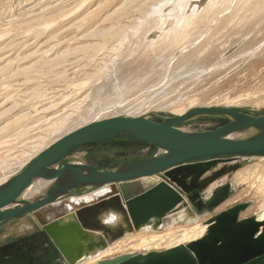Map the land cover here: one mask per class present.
<instances>
[{"label": "rangeland", "instance_id": "374dc122", "mask_svg": "<svg viewBox=\"0 0 264 264\" xmlns=\"http://www.w3.org/2000/svg\"><path fill=\"white\" fill-rule=\"evenodd\" d=\"M17 1L19 0H14V1L0 0V9H1L0 11H1V15L3 14L2 16L0 15V18L2 17L0 19V26H2L1 27L2 29H8L6 33H3L2 30H0V101H4V99L7 100L10 97H12L13 102L9 103L7 108H10L12 105L14 106L15 103L14 106L15 110H13V112L11 113L4 115L0 120V128L1 127L3 128L4 126L7 127L6 130H4L6 131V133L3 132L4 134H0V141L1 142L8 140L11 141L13 139L12 142H10V144H6L8 147L6 145L5 146L0 145V168L5 166L7 161H14V158L18 156L21 153L20 151H22L24 148L35 146L36 144H30L31 141L33 142L39 138L44 137L43 134L41 133H45L50 128L51 126L49 124V120L51 119L50 117H53L54 114H55L54 116L62 114V112L56 113L59 111L60 106L59 107L56 106L54 110L56 108L58 109H56L55 111L51 109L48 114L39 113L42 111L40 110L41 106L43 109H45L51 107L52 105H56L60 103L61 100L59 98L60 95H62L61 91H64L66 89V91L70 90L69 92L71 93L75 89H78L79 86H82L84 83H89L92 80L93 81L91 83L87 84L88 87H86V92H85L86 94H88L89 91L93 92L90 93L92 98L89 96V99L87 100L86 105H84L83 108H86L87 106L89 108L93 105L92 103H94L95 105L94 107L92 106L93 107L92 109L99 110L100 111L99 113H101L98 115V119L99 117L104 118L111 116L137 117V116L145 115V113L157 114L160 116H179L183 111L187 112L190 109L205 107L206 105L209 104L218 107H225V105H231L230 108H234L236 110L250 113L256 116H264V57H263L264 56V0H176V1L149 0L146 1V3L144 4L143 6L144 8H142L143 10L141 11V13L135 12L137 10L134 8H137V6L133 5V0H121V2L123 1L122 5L121 4L117 5L120 2V0L117 1L114 0L113 3L115 4L114 5L115 7L113 5H112L113 7L108 6L109 8L107 7L102 11V15L100 14L95 18H92V20L90 19L86 23L87 25L82 24L81 20L83 17L77 19L78 15L84 16L81 14L73 16L74 19L72 17L69 20H65L64 18H58V20L53 24L54 26H52L50 30H46L45 34L42 35H40L39 33L36 35L37 32L35 30L36 27L31 26L34 23L31 21L37 19L38 17L37 15H40L39 18L45 17V14H42L43 10L37 9L34 12L27 13L26 12L27 9L29 10V8H32L35 5L34 4L35 1L36 3L41 2L42 4L40 3V6H43L44 4L48 6L50 5L49 6L50 10H48L46 13L47 18L51 16L55 17L56 15H57L56 17H58L61 15L60 13H62L63 10H67V9L69 10L72 7H74L73 3L76 0H42V1L34 0L33 4L30 5V7L29 6L22 7L23 9L19 8V10L18 9L15 10L14 13L7 14L8 13L6 10L7 9L6 6H8L7 4L10 2L12 3L14 2L17 6ZM126 2L127 4H125ZM175 5L176 7L177 6L179 7V11H181L182 14H185V17H187L188 15L187 19H190L192 21L197 20L198 22L200 21L199 18H201L204 20L203 21L204 24L201 27L202 29L201 32L199 31L196 34H192L191 35L192 39L190 38L189 40L183 42L182 44L183 48L182 47L180 48L179 45L177 48L174 49L175 53L172 54V50L168 51L167 49L160 50V48H156V46H158L157 44L161 43V39H162L161 37L162 35L160 34V31L158 29L153 30L146 37L143 32L144 30H147L148 28L147 23L149 20H154L155 25H158L160 23L159 20L163 15L162 13H164V18L167 19V25L168 23L169 25L172 24L174 25V26L173 25L169 26L170 28L172 27L171 29H174L179 24L182 25L184 21L181 22L178 18L172 19L173 18L172 16H168L169 10L171 9H173L172 11L176 10ZM169 6H172L173 8ZM39 7L37 6V8ZM57 9H60V11L58 10L57 12ZM120 9L122 10L120 11ZM115 10H118L119 13L115 14L108 21L110 15H112V13H114ZM195 13L197 16H195ZM128 14L130 17L128 19H131L133 22L137 20L135 22L136 27H138L136 33H140L142 35L140 36V38L145 39V41L147 40L148 44L143 41L145 44V47H143L144 55L145 56L148 55L149 57V59H146V63H148V66L146 65L147 68L145 67V65L141 64L142 62L128 61L126 63V60L121 59V56H113L112 62L111 61L107 62L106 64L101 66L99 61H98L99 63L96 61L95 62L91 61L89 60L90 58H86L89 57L88 55L84 57L81 55V53H78L74 56L73 55L70 56V58L68 59L69 62L63 65L67 67L68 69L67 73L63 72L65 71L66 67L59 65L61 67L59 68V66L47 65V63L51 58L53 59L56 55H58V53H61L63 48L66 49L65 46L76 48V46L79 47L78 46L79 44H81L80 46H82L87 44L89 45V44L100 43L99 39L90 38L87 37V35L93 31H101L104 29L115 27L114 23L117 22V19H119V22L121 23L123 22L122 25L126 24V19L125 21L123 19L126 16H128ZM63 19L65 20V23ZM128 19H127L128 21L127 24L129 25L132 23L131 25H133L134 23ZM171 21H174L175 23H172ZM178 22L180 23L178 24ZM52 28L54 32L51 30ZM128 31L132 32V30L130 29ZM196 31L198 30L196 29ZM85 32L87 34H85ZM83 36H85L83 38L85 40L82 39L79 41V39L82 38ZM131 38L129 39L130 43L128 41L127 45L124 44L126 47H129V49H131L132 46L136 45L135 39H137V35H134L133 33ZM63 41L65 42L63 43ZM132 43L135 45H133ZM130 44H132V46ZM144 44L142 43L143 46ZM193 48L195 49V51H201V50L206 51V54L215 53V56H213V54L212 56H207V57L201 55L199 56V59L197 58L193 59L191 55L193 52H195ZM151 49H155V50H151ZM37 50H42V51L38 52L39 54L37 55L35 54V56L33 55L32 57H29ZM49 50L52 51L49 55H46V53H44L45 55L43 54V52ZM132 50L133 49L127 52L128 53L133 52ZM124 52H126V50ZM124 52H122L121 55H124ZM52 54H54V56ZM50 56L51 58H49ZM126 56L127 54H125L124 57ZM118 59L119 61L123 60L120 61L122 64L118 61ZM39 61L41 62V64ZM42 61L43 63L45 61L48 62H45L43 65ZM37 62L41 66L38 65ZM68 63H74L70 67L72 70L71 69L69 70L68 68L69 66L66 65ZM9 64L13 66H10ZM137 64L139 66H137ZM118 65L119 67L124 65V68L132 65L131 67H129L130 72H128V75H124L123 70H121V68H119ZM72 66H74V68ZM51 67L52 68L55 67V68L52 69ZM111 67L112 69H110ZM137 67L139 69H143L142 67L145 68L143 70H139ZM149 68H152L151 69L152 71L149 70ZM258 68L260 69V71ZM146 69L150 73H148ZM27 70H29V72ZM30 70L33 72L31 73ZM118 70L119 73H117ZM74 71H76V73H74ZM120 71L122 72L121 74ZM132 71H134L135 75L131 73ZM153 71L156 72L153 73ZM15 72L16 73L18 72V74L20 72L21 74L18 75ZM82 72L83 74H81ZM119 75L120 77H118ZM115 78L117 79V82L118 80L122 79V82L119 83L120 88L119 85L117 87L119 89L117 88L114 89L112 93L111 92L108 93L109 95L104 93H99L102 94V97L101 95H99L100 96L99 97L97 93H94L96 92L95 91L96 87H101L109 79L115 80ZM34 89L36 91L35 93H34ZM30 93L31 94L37 93L36 97L38 94H40L38 96H41L42 94L44 96L42 95L41 98L35 99L34 94L30 95ZM47 95L48 97H57L51 100L54 101L53 104L44 102L42 103L43 105L42 104L36 106L32 105L34 102L36 103L40 99L42 100ZM104 95L107 96L105 97ZM93 96L94 97L96 96L95 98L97 100L96 99L94 100ZM224 103L225 105H223ZM37 106L39 107L37 108ZM32 107H34V109ZM83 108L81 112H85V109L83 110ZM92 109L91 112L93 113ZM23 115L25 116L27 115V117L26 118L24 117L25 119L23 118L21 119V116ZM15 119H18V121H16ZM36 120L37 122H35V124H33L32 126L33 127L37 126L38 128H36V130L31 132L32 135H34L35 137L32 136L30 133L28 134V136L25 134L27 138L26 136H24V138L20 137L22 138L20 139L19 136H23V135L15 136L16 132L17 133L19 131L21 132L26 127V125H28V123H31L32 121H36ZM83 120L85 123L88 122L85 118ZM12 121L15 124L11 123ZM16 123L19 126L16 125ZM220 125H222V122H220L218 119L207 118V119H199L192 121L191 123H188L183 127L191 128L193 130L206 131V130L215 129ZM54 138L51 137L50 139L52 140ZM157 151H158L157 149L149 146H141L123 140H114V141L96 144L94 146L83 147L77 150L76 152H74L69 157L67 162H82L89 165L102 166L116 161H128V160H136V159L151 157L155 155ZM255 158L258 161L261 160L260 157L250 158L249 160L252 161ZM262 163L264 164V161H262ZM22 169L23 168H21L19 172ZM241 171L242 170L240 168L233 175H228L222 179L224 182H229L232 185L230 197L227 202H231L233 200V197L235 198L236 197L235 195L236 194L238 195L239 191H241V189L244 188V186L238 187L236 183L234 184L235 182L234 175H236L237 173L239 175V172ZM211 173L206 174L205 177L209 176ZM154 181L157 183L159 180L146 179L143 180L142 182L145 184V188L148 189L149 188L148 184H151ZM213 186H217V183L211 185L209 189ZM216 188L217 187H214L212 192L215 191ZM109 189L111 188L109 187ZM208 194L210 196L212 193H208ZM81 197H72L42 209L37 213L38 220L44 222H51L59 216H64L67 217V219L68 218L71 219V217L78 208L82 207L83 205L86 206L84 202L80 201ZM243 198L244 200L240 199L242 201L237 200L238 202L234 201L235 203L233 202V204L232 202L231 204L229 203L230 204L228 205L229 208L236 205H246L247 208L241 214L242 215L241 218L244 219L253 216L257 217V215L254 213L250 214L249 216H246L247 211H249L252 207L255 206V202L251 199H248V197H243ZM97 200L98 199H95V201ZM188 203L196 216L188 215V212L186 210H183L177 215L170 216L169 219H167V221L163 223L157 230H154L151 226H146L138 231L139 234L142 235L145 234V232L147 234V231L150 230L153 232L155 231V232L163 233L166 232L169 229V227L174 228L176 224L190 225L193 222L198 221L199 219H201L203 223L206 225V223L209 220H212L215 216H217L224 210H227L226 207L222 208L223 210L220 209L219 207L217 208L218 210L216 209L214 211L209 210L207 207L203 208L202 210H198L193 203L191 202ZM38 220L28 218L23 221H12L6 227V230L5 229L0 230V235L7 230L18 231V232H24L25 230L26 231L32 230L33 228H35L36 225H39V223L37 222ZM137 233L133 235L136 236ZM157 252H163V251H157ZM137 253L140 254V251ZM148 253L149 252H147L146 254ZM84 258L86 257H83L82 259ZM82 259L76 262V264H86V262L92 260V257L90 256V258H87L83 261ZM97 263L98 262H96V264ZM59 264H66V263L65 261H61V262L59 261Z\"/></svg>", "mask_w": 264, "mask_h": 264}, {"label": "water", "instance_id": "95a60500", "mask_svg": "<svg viewBox=\"0 0 264 264\" xmlns=\"http://www.w3.org/2000/svg\"><path fill=\"white\" fill-rule=\"evenodd\" d=\"M207 118L226 123L206 131L183 127ZM114 140L138 142L158 151L151 157L102 166L67 162L85 146ZM254 157H264V116L230 107L193 108L179 116L149 113L90 122L61 137L0 185V230H6L12 221L38 220L39 211L66 199L106 187L111 192L78 208L71 219L38 220L39 225L20 235L2 237L4 231L0 245L43 234L66 264H76L146 226L157 230L183 210L195 215L188 203L195 199L216 210L228 201L232 190L222 179ZM146 179L159 181L146 189L142 182ZM214 183L217 188L209 196ZM39 184L45 185L42 191L28 196ZM246 208L236 205L224 210L206 224L202 238L185 246L123 255L99 264H264V221L255 216L241 219ZM111 216L116 219L112 221ZM21 258V262L0 258V264H29L25 255Z\"/></svg>", "mask_w": 264, "mask_h": 264}, {"label": "bare ground", "instance_id": "6f19581e", "mask_svg": "<svg viewBox=\"0 0 264 264\" xmlns=\"http://www.w3.org/2000/svg\"><path fill=\"white\" fill-rule=\"evenodd\" d=\"M8 1V0H7ZM14 1V0H13ZM42 1V0H41ZM114 0H76L73 4L74 7H72L71 9H67V10H63L62 13H60L61 15L56 17H49L47 18V11L50 10L49 6L48 5H43V6H40V3L41 2H37L36 1L34 2V0H19L17 1V6L16 4L13 2H10L4 6L7 7V14H12L15 12V10H19V8H22V7H30V5L33 4L34 2V6L32 8H29V10L27 9V13L28 12H34L35 10H43L42 14H45V17H42V18H39L40 15H37V19L35 20H32L31 22H34L31 26H35L36 27V35L39 33L40 35L42 34H45L46 30H50V28L52 26H54L53 24L58 20V18H64L65 20H69L71 19L73 16H76L78 14H81V15H84V16H80L78 15L77 16V19L82 18V24H86L90 19L92 20V18H95L96 16L98 15H102V11L107 8L108 6H114L115 4L113 3ZM117 1V0H116ZM115 1V2H116ZM146 1H149V0H133V5H136L137 8H134L136 9L137 11L135 12H138V13H141V11L143 10L142 8H144V4L146 3ZM176 1V0H175ZM121 2V0H120ZM118 3L117 5H122V2L121 3ZM217 2V1H216ZM251 2V1H250ZM260 2V1H259ZM169 3V2H168ZM242 3V2H241ZM42 4V3H41ZM127 4V2L125 3ZM215 4V3H214ZM247 4V3H246ZM116 5V6H117ZM168 5V4H167ZM225 5V4H224ZM235 5V4H234ZM3 6V5H2ZM37 6L39 8H37ZM112 6V7H113ZM183 6V5H182ZM220 6V5H218ZM115 7V6H114ZM169 7H172V6H169ZM168 7V8H169ZM176 7V5H175ZM243 7V6H242ZM109 8V7H108ZM173 8V7H172ZM244 8V7H243ZM23 9V8H22ZM185 9V8H184ZM1 10V9H0ZM9 10V11H8ZM52 10V9H51ZM58 10L60 11V9H57V12ZM122 9H120L121 11ZM173 9L169 10L168 13L169 15L168 16H172L174 18H178L181 22L184 21V23L181 25L179 24L180 22H178V26L175 27L174 29H171L169 26H172V25H167V19L164 18V13H162V17L161 19L159 20L160 23L158 25H155V21L154 20H149L148 23H147V30H144V35L145 37L149 35V33H151L153 30L155 29H158L160 31V34L162 35V39H161V43L157 44L158 46H156V48H160V50H163V49H167L168 51L169 50H172V54L175 53L174 52V49L177 48L179 45H180V48L182 47V44L183 42L189 40L191 38V35L192 34H196L197 32H201V27L202 25L204 24V20L199 18L200 21L197 22L196 21H192L190 19H187V17H185V14H182L181 11H179V7L177 6L176 7V10L172 11ZM187 10V9H186ZM84 11V12H83ZM164 11V9H163ZM213 11V10H212ZM211 11V12H212ZM50 12V11H49ZM56 12V13H57ZM23 13V12H22ZM119 13L118 10H115L114 13H112V15H110L108 21L115 15ZM121 13V12H120ZM132 13V12H131ZM166 13V12H165ZM185 13V11H184ZM191 13V12H190ZM200 13V12H199ZM261 13V12H260ZM53 14V12H52ZM130 14V13H129ZM129 14L128 16H126L123 20L125 21L126 19V24H127V19L130 18L129 17ZM198 14V13H197ZM206 14V13H205ZM210 14V12H209ZM0 15H1V11H0ZM3 15V14H2ZM1 15V16H2ZM49 15V14H48ZM126 15V14H125ZM124 15V16H125ZM200 15V14H199ZM240 15V14H239ZM263 15V13H262ZM167 16V18H168ZM195 16L196 13H195ZM150 17V15H149ZM158 17V16H157ZM2 18V17H1ZM0 18V19H1ZM35 18V17H34ZM67 18V19H66ZM207 18V17H206ZM231 18V17H230ZM238 18V17H237ZM240 18V17H239ZM248 18V17H247ZM63 19V20H64ZM74 19V17H73ZM175 19V20H176ZM196 19V18H195ZM193 19V20H195ZM244 19V18H243ZM254 19V18H253ZM65 20H64V23H65ZM101 20V19H100ZM128 20H131V19H128ZM209 20V19H208ZM207 20V21H208ZM262 20V19H261ZM80 21V23H81ZM122 21V20H121ZM132 21V20H131ZM130 21V22H131ZM137 20H135L136 22ZM178 21V20H177ZM206 21V19H205ZM252 21V20H251ZM30 22V21H29ZM85 22V23H84ZM119 19H117V22H115V27L113 28H109V29H104V30H101V31H93V32H90L88 31V35L87 37H90V38H97L99 39V42L100 43H96V44H87V45H82L80 46L81 44H79L76 48H73V47H70V46H65L66 49L63 48L62 52L61 53H58V55H56L53 59L51 58V56L49 58H51L48 61H45V62H48L47 65H51V66H63L65 63L69 62V58L70 56H74L78 53H81L82 56H86L88 55L89 57H86V58H90L89 60L91 61H96V62H100L101 66L106 64L107 62H112V58L113 56H121V59H125L126 60V63L128 61H131V62H142L141 64L145 65V67L147 68L148 66V63H146V59H149L148 55L145 56L144 55V50H143V47H145V43H147V40L145 41V39L143 38H140V36H142L140 33H136V30H138V27H136V24L135 22H133L134 24L129 26L128 24V27L126 24L122 25L121 22H119ZM129 22V23H130ZM172 23H175L174 21H171ZM258 22V21H256ZM263 22V21H262ZM91 23V22H90ZM89 23V24H90ZM224 23V22H223ZM241 23V22H240ZM140 24H143V23H140ZM207 24V23H206ZM254 24V23H253ZM63 25V24H62ZM80 25V24H79ZM87 25V24H86ZM210 25V24H209ZM257 25V24H256ZM133 26V28H132ZM174 26V25H173ZM215 26V25H214ZM225 26V25H224ZM242 26V25H241ZM2 26H0V30H2L3 33H6L8 31V29H2L1 28ZM64 27V26H63ZM206 27V26H205ZM67 28V27H66ZM65 28V29H66ZM132 30V32L130 33L128 30ZM196 29L198 31H196ZM240 29V28H239ZM243 29V28H241ZM251 29V28H250ZM53 31V28L51 29ZM216 30V29H215ZM57 31V30H56ZM141 31V30H140ZM210 31V30H209ZM229 31V30H228ZM54 32V31H53ZM224 32V31H223ZM59 33V32H58ZM69 33V32H68ZM80 33V32H79ZM137 35V39L136 40V45L135 46H132V44H130L132 47L131 49H133L132 51L133 52H127V51H130L131 49H129V47H126L124 44L127 45V42L129 41L130 43V38L132 37V35ZM78 34V33H77ZM85 34H87L85 32ZM207 34V33H206ZM212 34V33H211ZM209 34V35H211ZM236 34V33H235ZM65 35V34H64ZM2 36V35H1ZM66 36V35H65ZM160 36V35H159ZM222 36V35H221ZM237 36V35H236ZM39 37V36H38ZM42 37V36H41ZM53 37V36H52ZM85 36H83L82 38L79 39L82 40ZM86 37V38H87ZM158 37V36H156ZM37 38V37H36ZM40 38V37H39ZM43 38V37H42ZM135 38V37H133ZM212 38V37H211ZM217 38V37H216ZM51 39V38H50ZM132 39V38H131ZM157 39V38H156ZM192 39V38H191ZM209 39V38H208ZM233 39V38H232ZM70 40V39H69ZM85 40V39H83ZM231 40V39H230ZM235 40V39H234ZM58 41V40H57ZM78 41V42H79ZM98 41V40H97ZM144 41V42H143ZM227 41V40H226ZM233 41V40H232ZM38 42V41H37ZM65 41H63L64 43ZM67 42V41H66ZM74 42V41H73ZM133 42V41H132ZM157 42V41H156ZM197 42V41H196ZM257 42V41H256ZM261 42V41H260ZM80 43V42H79ZM142 43L144 44V46L142 45ZM229 43V42H228ZM73 44V43H72ZM148 44V43H147ZM155 44V43H154ZM205 44V43H204ZM203 44V45H204ZM260 44V43H259ZM33 45V44H32ZM59 46V45H58ZM147 46V45H146ZM152 46V45H151ZM206 46V45H205ZM154 47V46H153ZM191 47V46H190ZM194 47V46H193ZM217 47V46H216ZM222 47V46H221ZM37 48V47H36ZM39 48V47H38ZM59 48V47H58ZM178 48V49H180ZM183 48V47H182ZM187 48V47H186ZM185 48V49H186ZM206 48V47H205ZM215 48V47H214ZM44 49V48H43ZM54 49V47H53ZM57 49V48H56ZM129 49V50H127ZM148 49V48H147ZM177 49V50H178ZM194 49V48H193ZM210 49V47H209ZM18 50V49H17ZM60 50V49H59ZM126 50V52H124ZM151 50H155V49H151ZM176 50V51H177ZM42 50H37L35 51L32 55H30L29 57H32L33 55L35 56V54H39L38 52H40ZM166 51V50H165ZM195 51V49H194ZM209 51V50H208ZM214 51V50H213ZM52 51L49 50V51H46V52H43L46 53V55H49ZM59 52V51H57ZM122 52H124V55H121ZM189 53V52H188ZM187 53V54H188ZM57 54V53H56ZM125 54H127L126 57ZM213 53H208L206 54V51H195L193 52L191 55H192V58L193 59H199V56L203 55L205 57L207 56H212ZM42 55V54H41ZM45 55V54H44ZM43 55V56H44ZM54 56V54H52ZM159 55H160V52H159ZM78 56V55H77ZM80 56V54H79ZM213 56H215V53L213 54ZM261 56V55H260ZM124 57V58H123ZM174 57V56H173ZM264 57V56H263ZM48 58V59H49ZM33 59V58H32ZM47 59V58H46ZM154 59V58H153ZM170 59V58H169ZM18 60V59H16ZM28 60V59H26ZM152 60V59H151ZM150 60V61H151ZM156 60V59H155ZM260 60V59H259ZM12 61V60H11ZM119 61V59H118ZM120 61H123V60H120ZM119 61V62H120ZM40 62V61H39ZM44 62V63H45ZM90 62V61H89ZM98 62V63H99ZM125 62V61H124ZM130 62V63H131ZM154 62V61H152ZM22 63V62H21ZM43 63V61H42ZM43 63V65H44ZM121 63V62H120ZM260 63V62H259ZM38 64V62H37ZM41 64V62H40ZM38 64V65H40ZM74 63H68L66 64L67 66H69V70L71 69V65H73ZM99 64V65H100ZM115 64V63H114ZM122 64V63H121ZM163 64V63H162ZM10 65V64H9ZM16 65V64H15ZM46 65V66H47ZM120 65V64H119ZM118 65V67H119ZM127 65V64H126ZM130 65V64H129ZM135 65V64H134ZM147 65V66H146ZM164 65V64H163ZM10 66H13V65H10ZM19 66V65H18ZM41 66V65H40ZM59 66V68H61ZM75 66V65H74ZM74 66H72L74 68ZM109 66V65H108ZM107 66V68H108ZM117 66V65H116ZM132 66V65H131ZM129 66V67H131ZM137 66H139L137 64ZM142 66V65H140ZM161 66V65H160ZM8 67V66H7ZM17 67V66H16ZM39 67V66H38ZM63 67H66V66H63ZM62 67V68H63ZM76 67V66H75ZM105 67V66H104ZM129 67H125L124 68V65H122L121 67V70H123V74L124 75H128V72L129 71ZM145 67H142L143 69ZM152 67V66H151ZM11 68V67H9ZM8 68V69H9ZM26 68V67H25ZM24 68V69H25ZM52 68V67H51ZM55 67H53L52 69H54ZM58 68V67H57ZM117 68V67H115ZM134 68V67H133ZM138 68V67H137ZM141 68V67H140ZM28 69V68H27ZM100 69V68H99ZM112 69V67L110 68ZM135 69V68H134ZM139 69V68H138ZM137 69V70H138ZM143 69H139V70H143ZM152 68H149V70H151ZM163 69V67H162ZM259 69V68H258ZM23 70V69H22ZM26 70V69H25ZM67 67L65 69V71H63L64 73H67ZM72 70V69H71ZM74 70V69H73ZM168 70V69H167ZM263 70V69H262ZM16 71V70H15ZM19 71V70H18ZM21 71V70H20ZM29 72V70H27ZM27 71H26V74H27ZM31 71V70H30ZM147 71V69H146ZM152 71V70H151ZM260 71V69H259ZM33 71H31L32 73ZM62 72V73H63ZM81 72V71H80ZM84 72V71H83ZM83 72L81 74H83ZM110 72V71H108ZM148 72V71H147ZM156 71H153V73H155ZM16 73V72H15ZM24 73V72H23ZM63 73V74H64ZM74 73H76V71H74ZM85 73V72H84ZM87 73V72H86ZM119 73V70L118 72ZM122 72L120 71V74ZM132 74L135 75L134 71L131 72ZM145 73V72H144ZM150 73V72H148ZM160 73V72H159ZM18 74V72L16 73ZM19 74H21L19 72ZM18 74V75H19ZM29 74V73H28ZM89 74V73H88ZM87 74V75H88ZM111 74V73H110ZM104 75V74H103ZM109 75V74H108ZM116 75V74H115ZM139 75V74H138ZM9 76V75H8ZM85 76V75H84ZM99 76V75H98ZM120 77V75L118 76ZM96 78V77H95ZM103 78V77H102ZM113 78V77H112ZM129 78V77H128ZM93 79V78H92ZM116 80V81H115ZM115 80H111L109 79L107 82H105L101 87H96L94 93H97L98 96L101 95L102 97V94H99V93H104V94H108V93H112L114 91V89H116L119 85L120 82H122V79L118 80L117 82V79L115 78ZM126 80V79H125ZM84 81V80H83ZM88 81V80H87ZM93 81V80H92ZM91 81V82H92ZM105 81V80H104ZM89 82V83H91ZM89 83H84L82 86H79L78 89H75L74 91H72L71 93L69 91H66V89L64 91H61L62 92V95H60V103L56 104V105H50L51 107H48V108H45L43 109L42 106H41V109L42 110L41 112L39 113H43V114H48L50 112L51 109L54 110V108L56 106H60L59 108V111L56 112V113H61L60 115H57V116H54L53 117H50L51 119L49 120V124L51 125L50 128L45 132V133H41L43 134L44 137L42 138H39L35 141H31L30 144H36L35 146H30V147H26L24 148L22 151H20L21 153L16 156L14 158V161H7L5 166H3L2 168H0V185L4 184L7 180H9L11 177H13L14 175H16L19 170L21 168H24L31 160H33L36 156H38L42 151H44L46 148H48L51 144H53L54 142H56L57 140H59L61 137H63L64 135L90 123V122H93V121H98V120H102L104 118H109V117H104V118H100L98 119V115L101 114L99 113L100 111L99 110H93L92 108L94 107V103H92L93 107H89L88 106L86 108H83L84 105H86V102L87 100L89 99V96L92 98V96L90 95V93H93V92H90L88 94H86V87L87 84ZM101 83V82H100ZM93 85V84H92ZM91 85V86H92ZM9 86V85H8ZM90 86V87H91ZM11 87V86H10ZM94 88V86H93ZM119 88H120V85H119ZM117 88V89H119ZM3 89V88H2ZM89 89V88H88ZM16 90V89H14ZM91 90V89H90ZM7 91V90H6ZM92 91V90H91ZM10 92V91H9ZM8 92V93H9ZM33 92V91H32ZM35 89H34V93H35ZM60 92V91H59ZM32 93V94H34ZM51 93V92H50ZM54 93V92H53ZM30 93V95H32ZM37 94V93H36ZM36 94H34L35 96V99L36 98H41V96H38L40 94L37 95L36 97ZM94 95V94H92ZM109 95V94H108ZM14 96V95H13ZM44 96V95H43ZM53 96V95H52ZM57 96V94H56ZM97 96V97H98ZM105 97L107 95H104ZM94 97V96H93ZM96 97V96H95ZM94 97V100L96 99ZM100 97V96H99ZM8 98V97H7ZM30 98V97H29ZM32 98V97H31ZM45 98V99H44ZM42 100L40 99L38 102H34L32 105L33 106H36V105H40L44 102H48V103H51L53 104L54 101H51L52 99L54 98H57V97H48L45 96ZM257 98V97H256ZM255 98V100H256ZM259 98V97H258ZM3 99V98H2ZM253 99V98H252ZM97 100V99H96ZM235 100V99H234ZM30 101V100H29ZM228 101V100H227ZM247 101V100H246ZM249 101V100H248ZM13 102V98L10 97L9 99L5 100L4 101H0V120L1 118L8 114V113H11L13 112L14 109V106H15V103H14V106L10 107V108H7L9 103H12ZM15 102V101H14ZM31 102V101H30ZM94 102V101H93ZM233 102V101H232ZM251 102V101H250ZM254 102V101H253ZM256 102V101H255ZM47 103V104H48ZM96 103V102H95ZM252 103V102H251ZM98 104V102H97ZM152 104V103H151ZM227 104V103H226ZM229 104V103H228ZM247 104V103H246ZM43 105V104H42ZM45 105V104H44ZM100 105V104H99ZM114 105V104H113ZM214 105V104H213ZM225 105V103L223 104ZM256 105V104H255ZM259 105V104H258ZM195 106V105H194ZM212 105L209 104V105H206L205 107H211ZM231 105H225V107H230ZM17 107V106H16ZM39 106H37L38 108ZM157 107V106H156ZM20 108V107H19ZM18 108V109H19ZM34 109V107H32ZM85 109V112H81V110ZM96 108V107H95ZM125 108V107H123ZM150 108V107H149ZM58 109V108H56ZM55 109V110H56ZM91 109L93 110V113L91 112ZM122 109V108H121ZM132 109V108H130ZM129 109V110H130ZM148 109V107H147ZM39 110V109H38ZM54 110V111H55ZM146 110V109H145ZM34 111V110H33ZM37 111V109H36ZM139 111V110H138ZM143 111V109H142ZM104 112V111H102ZM38 113V114H39ZM140 113V112H139ZM145 113V111H144ZM185 112L183 111L181 113L184 114ZM29 114V113H28ZM51 114V113H50ZM107 114V113H106ZM146 114V113H145ZM42 115V114H41ZM111 115V114H110ZM31 116V115H30ZM27 117V115H23L21 116V119H25ZM93 117V118H92ZM112 117V116H111ZM29 118V117H28ZM27 118V119H28ZM46 118V117H45ZM86 119L88 122H84L83 119ZM16 121H18V119H15ZM14 120V121H15ZM20 120V119H19ZM85 120V121H86ZM15 121V122H16ZM45 121V120H44ZM36 121H32L31 123H28V125H26V127L20 132H16L15 136H19V135H23V136H19L20 137H23L24 136H28V134L30 133L32 135V131L36 130V128H38L37 126L33 127L32 125L35 124ZM40 122V121H39ZM38 122V123H39ZM11 123H14L13 121ZM42 123V122H41ZM48 123V122H46ZM15 124V123H14ZM26 124V123H25ZM40 124V123H39ZM12 125V124H10ZM16 125H18L16 123ZM19 126V125H18ZM6 126H4L3 128L1 127L0 128V134H4L6 133ZM17 130V129H16ZM4 132V133H3ZM15 132V131H14ZM26 134V135H25ZM48 134V135H47ZM36 135V134H35ZM7 136V135H6ZM12 136V135H11ZM26 136V138H27ZM34 136V135H32ZM10 137V136H9ZM31 137V136H29ZM35 137V136H34ZM54 138V139H50V138ZM12 138V137H11ZM18 138V139H19ZM3 139V138H2ZM10 139V138H9ZM17 139V140H18ZM22 139V138H20ZM19 139V140H20ZM33 139V138H32ZM13 140V139H12ZM11 141H0V145H6V144H10ZM16 140V138H15ZM30 140V139H28ZM21 141V140H20ZM14 142V141H13ZM38 143V144H37ZM50 143V144H49ZM7 146V145H6ZM8 147V146H7ZM6 147V148H7ZM3 149V148H2ZM9 149V148H8ZM11 150V148H10ZM2 151V150H1ZM4 151V150H3ZM9 151V150H8ZM36 155V156H35ZM35 156V157H34ZM261 160H257L256 158L254 160H250V163L246 164V165H243L241 167V172H239V175L238 173L235 176V182L234 184L236 183V185L238 187H241V186H244L243 189H241V191H239L238 195L236 194L235 198L233 197V200L231 201L232 204L234 201L238 202L237 200H240V199H243V197H248V199H251L255 202V206L252 207L249 211H247V214L246 216H249L250 214H256L257 215V218L259 221H264V164L262 163V161H264V157H260ZM11 162H14V163H11ZM28 162V163H27ZM233 176V178H234ZM247 176V177H246ZM45 185H42V184H39V185H36L35 187H33L29 193H28V196L30 195H35L37 194L38 192L42 191V189L44 188ZM236 186V187H237ZM214 187L216 186H213L209 189L208 193H211L212 190L214 189ZM237 187V188H238ZM111 192V189H109V187H106L102 190H98L96 191L95 193H92L90 195H86V196H83L80 198V201L81 202H84L85 205H90L94 202L92 201H95V199H98L102 196H105L106 194L110 193ZM237 193V192H236ZM246 199V198H245ZM242 201V200H240ZM250 201V200H249ZM96 202V201H95ZM231 202H226L224 203L222 206H220V209L222 208H225L228 209L229 206L231 204ZM230 203V204H229ZM235 203V202H234ZM84 206V205H83ZM228 206V208H227ZM218 210V209H217ZM223 210V209H222ZM242 216V215H241ZM111 219L112 221H114V219H116L115 216H111ZM192 222V221H191ZM179 225V224H178ZM176 224V226L174 228H170L166 231V232H153V231H147V234L145 232V234H142L140 235L139 232H135L137 233V235H133L135 233H131V234H128L127 236H125L124 238L120 239L119 241L109 245L106 249H103L101 251H98L96 253L93 254V257L92 260L88 261L89 264H93V263H96L98 262L97 264H99L100 262L104 261V260H108V259H115L117 257H120V256H123L124 254L126 255H134L133 253L135 254H139L137 252H143L145 251L146 253L147 252H157V251H165V250H169V249H172V248H176L178 246H185L191 242H194L196 240H199L200 238H202L204 235H205V232L207 231V226L203 223V221L201 219H199L198 221H195L193 222L192 224L190 225H179L178 226ZM143 232V231H142ZM139 234V235H138ZM132 253V254H131ZM146 253H144L143 255H146ZM141 255V254H140Z\"/></svg>", "mask_w": 264, "mask_h": 264}, {"label": "flooded vegetation", "instance_id": "af4514ba", "mask_svg": "<svg viewBox=\"0 0 264 264\" xmlns=\"http://www.w3.org/2000/svg\"><path fill=\"white\" fill-rule=\"evenodd\" d=\"M191 203H193L198 210H202L206 207V203L201 202L199 199H195L191 201ZM28 231L30 230H25L24 232L7 230L2 237L20 235L27 233ZM21 255L26 256L29 264H59V261H64L61 260L58 251L43 234H33L0 245V258L3 260H17L21 262L23 260ZM91 257L94 258L93 254ZM87 258H90V256L82 259V261ZM86 264H89V262H86Z\"/></svg>", "mask_w": 264, "mask_h": 264}, {"label": "trees", "instance_id": "16d2710c", "mask_svg": "<svg viewBox=\"0 0 264 264\" xmlns=\"http://www.w3.org/2000/svg\"><path fill=\"white\" fill-rule=\"evenodd\" d=\"M219 121L222 122V125L226 123L225 121H222V120H219ZM128 142H131V143H134V144H137V145H141V146H149V145L141 144V143H138V142H132V141H128ZM91 146H94V145H91ZM85 147H89V146H85ZM149 147L155 148L153 146H149Z\"/></svg>", "mask_w": 264, "mask_h": 264}, {"label": "built area", "instance_id": "2783aa9c", "mask_svg": "<svg viewBox=\"0 0 264 264\" xmlns=\"http://www.w3.org/2000/svg\"><path fill=\"white\" fill-rule=\"evenodd\" d=\"M191 129V128H190ZM144 253H146L145 251H143V252H140V254H144Z\"/></svg>", "mask_w": 264, "mask_h": 264}, {"label": "crops", "instance_id": "0c3cea01", "mask_svg": "<svg viewBox=\"0 0 264 264\" xmlns=\"http://www.w3.org/2000/svg\"><path fill=\"white\" fill-rule=\"evenodd\" d=\"M242 219V218H241ZM208 223H210V220L206 223V224H208Z\"/></svg>", "mask_w": 264, "mask_h": 264}]
</instances>
